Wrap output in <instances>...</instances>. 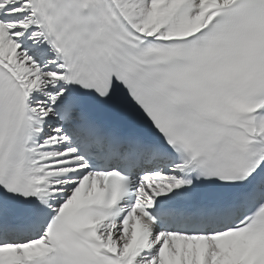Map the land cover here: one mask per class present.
I'll list each match as a JSON object with an SVG mask.
<instances>
[{
  "label": "snow or ice",
  "instance_id": "6c2138e0",
  "mask_svg": "<svg viewBox=\"0 0 264 264\" xmlns=\"http://www.w3.org/2000/svg\"><path fill=\"white\" fill-rule=\"evenodd\" d=\"M0 264H264V0H0Z\"/></svg>",
  "mask_w": 264,
  "mask_h": 264
}]
</instances>
